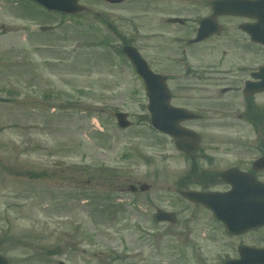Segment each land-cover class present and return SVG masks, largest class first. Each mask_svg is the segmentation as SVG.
Masks as SVG:
<instances>
[{
	"label": "rangeland",
	"instance_id": "obj_1",
	"mask_svg": "<svg viewBox=\"0 0 264 264\" xmlns=\"http://www.w3.org/2000/svg\"><path fill=\"white\" fill-rule=\"evenodd\" d=\"M80 3L86 12L63 16L29 0H0V254L10 264H221L237 256L239 241L264 246V228L227 236L179 194L188 161L151 127L143 83L118 51L128 42L154 70L183 69L174 56L191 49L176 38L191 35L192 24L168 18L209 11L211 0ZM231 46L224 38V57L235 59ZM206 47L219 58L217 39ZM248 56L261 60L264 50ZM188 95L179 102H191ZM119 110L130 127L117 126ZM189 124L203 148L217 144L221 168L255 152L257 133L245 119ZM139 183L149 190L128 191ZM157 209L176 221L156 222Z\"/></svg>",
	"mask_w": 264,
	"mask_h": 264
},
{
	"label": "flooded vegetation",
	"instance_id": "obj_2",
	"mask_svg": "<svg viewBox=\"0 0 264 264\" xmlns=\"http://www.w3.org/2000/svg\"><path fill=\"white\" fill-rule=\"evenodd\" d=\"M213 1L211 0L209 11L205 10V6L203 8L200 6L193 7L192 11L194 14L197 13V15L189 16L186 20L182 19L181 21V26L192 24V34L186 39V47L187 49L190 47L191 50L189 53L183 46L181 54L174 56L176 58L174 62H177L176 64L182 66L183 69L178 67L180 70H167L169 74L167 81L175 82L173 89L170 88L171 103L175 108L186 109L198 115L197 118H182L178 122L181 126L192 130L195 129L189 124L191 122L206 123L208 120L217 121L230 119V117L237 120H247L255 127L254 129L257 133L255 152L254 154L247 153V155H251V157L248 156L249 160L241 158L243 153H240L236 156V163L221 168V160L216 156L217 144H214L213 148H203V138L197 131L200 137L196 150L189 154L181 152L188 161V170L187 174L180 179L179 193L187 189L226 192L230 189V186L224 184L222 175L230 168L249 172L257 179L263 180L260 176L264 169H255L254 162L264 155V103H259L257 100L259 95L264 94V90L252 92V90L246 88V85L249 82L260 81V79L254 77L253 73L258 72L264 66V58L258 60L254 57H246V55L252 53V51L256 52V49L264 50V45L252 40L251 35L246 30V27L251 28V25L256 22L255 19L247 14L224 12V9L222 13L216 15L212 9ZM207 18L208 21L204 25V30L209 32V34L203 39L195 41L200 22ZM224 38L231 42L232 46L230 48L236 50L235 59L224 57V54H226ZM214 39L219 41L220 50H222L216 60L210 59L209 56L207 57V51L204 50L207 48L208 42ZM192 40L193 42H191ZM176 42L184 44V41L179 42L177 39ZM183 90L189 93L187 100L191 102H179L182 99ZM227 94L230 96L224 99V95ZM238 99H241V101H238ZM211 100L219 102L210 105L209 102ZM228 105L233 106L227 108ZM224 122L228 123V121ZM224 122H220L219 126L224 124ZM183 199L185 198L183 197ZM243 199L251 200V196L244 195ZM185 200L195 206L206 209L200 203ZM257 229H251L237 235H229L225 230L224 232L227 236L237 237L254 232ZM243 244L246 243L244 241L238 242L237 256L235 257H238L239 246ZM226 256L232 257L229 254H226Z\"/></svg>",
	"mask_w": 264,
	"mask_h": 264
},
{
	"label": "water",
	"instance_id": "obj_3",
	"mask_svg": "<svg viewBox=\"0 0 264 264\" xmlns=\"http://www.w3.org/2000/svg\"><path fill=\"white\" fill-rule=\"evenodd\" d=\"M49 10L65 12L68 14H77L84 11L79 0H34ZM107 3H121L125 0H104ZM224 12L235 14H247L255 18L257 22L253 28H247L252 34V38L264 44V0H216L213 4L214 12ZM228 7V8H227ZM238 8L239 10H236ZM249 8H254L249 10ZM179 21V19H173ZM49 26H41L42 31L49 30ZM204 25L201 24L199 34L206 36L203 31ZM201 36V37H202ZM123 53L130 59L137 73L143 78L148 96V110L150 113L151 124L157 130L168 134L175 141V146L182 151L190 152L196 149L198 142L197 134L190 129L179 126L178 122L182 118H193L196 115L177 110L170 104V93L166 86V77L153 73L145 60L138 51L132 46H124ZM264 71V67L260 69ZM264 78V77H263ZM262 85V86H261ZM264 79L260 82L247 85V89L255 91L264 89ZM116 118L120 127L130 126V121L126 119V114L116 113ZM254 168H264V157L254 163ZM224 179L230 183L231 190L224 194L202 193V192H184L183 194L192 200L199 201L210 208L215 217L221 220L226 229L232 234H240L254 226L264 225V182L256 181L251 175L242 173L237 169H231L224 173ZM253 186L259 200H254L249 204L246 199L242 202L237 198L242 193V187ZM148 188V185H140L141 190ZM130 190H136V187L130 186ZM239 200V201H238ZM245 204V205H244ZM156 217L163 221H173L174 217L166 211H158ZM240 257L238 259H229L223 264H264V248H251L243 246L240 248ZM0 264H8L7 260L0 255ZM59 264H64L59 262Z\"/></svg>",
	"mask_w": 264,
	"mask_h": 264
}]
</instances>
